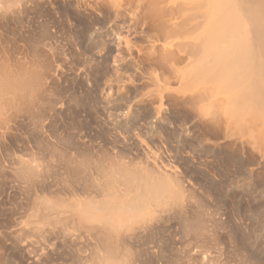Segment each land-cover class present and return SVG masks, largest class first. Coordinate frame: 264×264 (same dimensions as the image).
Listing matches in <instances>:
<instances>
[{
    "label": "rangeland",
    "instance_id": "obj_1",
    "mask_svg": "<svg viewBox=\"0 0 264 264\" xmlns=\"http://www.w3.org/2000/svg\"><path fill=\"white\" fill-rule=\"evenodd\" d=\"M60 19L66 29L71 27V39L63 31L56 39L70 41L72 50L61 52L65 63L55 74L58 80L54 75L45 79L47 84L42 70L56 65L60 51L37 53L36 59L31 44L37 27L25 22L22 29L0 26V79L10 70L25 76L33 70V77L42 71L38 78L43 86L34 111L39 106L44 109L38 118L31 115L33 110L17 114L15 108L22 101L20 105L19 99L15 104L10 101L8 78L0 82V264H105L94 255L93 230L86 226L90 223L79 222L74 208L90 198L101 199L96 188L86 185L99 166L120 162L139 168L154 159L182 173L184 215H171L163 231L155 233L162 246L160 255L135 241L115 245L119 250L126 246L122 256L130 250L127 262L264 264V162L244 142L247 130H228V134L202 130L201 118L187 107L169 108L166 120L155 130H148L142 119L127 130L119 120L145 90L125 87L119 80L121 74L131 72L128 68L116 72L98 63V72H87L92 64L85 62L83 52L98 44L108 24L74 25ZM51 105L56 107L52 114L47 111ZM34 120L42 124L37 126ZM33 169L38 175L28 173ZM44 202L59 207L53 210ZM182 216L192 222L188 231ZM113 244L108 248L115 251ZM117 248L115 253L121 255Z\"/></svg>",
    "mask_w": 264,
    "mask_h": 264
},
{
    "label": "bare ground",
    "instance_id": "obj_2",
    "mask_svg": "<svg viewBox=\"0 0 264 264\" xmlns=\"http://www.w3.org/2000/svg\"><path fill=\"white\" fill-rule=\"evenodd\" d=\"M60 16L74 25L108 24L98 44L91 49L85 47L83 52L87 55L85 62L92 64L87 72H98V63L116 72L128 68L131 72L119 75V80L125 87L145 90L119 120L127 130L141 119L148 130H155L166 120L169 108L187 107L201 118L202 130H225L226 134L228 130H247L244 142L264 162V0H0V26L13 24L22 29L25 22L39 29L31 44L36 59L37 53L60 51L54 59L55 68L47 65L52 67L47 72L43 65L46 60L42 63L46 72L43 80L59 73L58 67L65 63L61 52L72 50L70 41L64 42L72 33L71 27L66 29ZM62 31L66 38L61 36L64 41L58 42L57 34ZM42 60H36L37 64ZM26 69L25 73L32 75L22 77L10 70L2 80H9L5 84L10 89V101L15 104L19 99V105L22 101L15 112L33 110L31 115L38 118L44 111L40 106L34 111L43 86L38 78L42 71H36L38 77H33V70ZM55 109L51 105L47 111ZM152 117L154 120L148 121ZM158 160L139 168L120 162L99 166L96 176L87 182L101 199L76 204L73 213L79 222L90 223L81 222L93 230L94 255L103 263L133 264L127 262L130 250L123 252L128 256H122L126 246L121 250L115 247L132 241L160 255L162 246L155 241V233L163 231L171 215H184L183 175ZM33 171L37 174L34 169L28 173L33 175ZM44 203L53 210L59 207ZM180 220L184 230L192 226L188 217ZM112 244L121 255L108 248Z\"/></svg>",
    "mask_w": 264,
    "mask_h": 264
}]
</instances>
